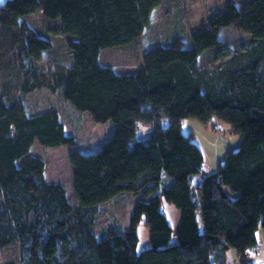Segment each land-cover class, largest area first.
<instances>
[{"label":"trees","instance_id":"1","mask_svg":"<svg viewBox=\"0 0 264 264\" xmlns=\"http://www.w3.org/2000/svg\"><path fill=\"white\" fill-rule=\"evenodd\" d=\"M160 2L11 0L0 7V249L18 245V260L9 264H228L229 249L239 264H254L249 251L259 227L264 233V0L236 9L226 26L246 36L235 46L222 44L221 28L210 22L189 41L149 38L134 69L103 63L105 48L146 36ZM37 11L59 21L69 62L50 56L45 69L35 66L52 49L26 20ZM207 51L219 59L211 68L199 64ZM45 87L93 122L115 124L97 151L70 154L73 203L30 153L34 143L74 141L60 108L24 101ZM185 118L227 123L240 146L199 176L204 157L193 134L183 132ZM125 191L148 199L135 203L129 227L97 236L99 206ZM165 203L179 211L174 232ZM140 221L149 231L142 249Z\"/></svg>","mask_w":264,"mask_h":264},{"label":"rangeland","instance_id":"2","mask_svg":"<svg viewBox=\"0 0 264 264\" xmlns=\"http://www.w3.org/2000/svg\"><path fill=\"white\" fill-rule=\"evenodd\" d=\"M245 1L248 0H161L152 12L145 37L138 38L131 45L105 48L100 54V59L119 71L134 69L141 63L144 44L149 41V38L165 44L173 42L176 38L189 41L191 32L208 31L206 24L210 22L214 23L211 24L212 26L216 25L221 28L218 36L222 44L235 46L246 34L226 25L233 18L238 6ZM26 20L38 35L47 38L52 43L50 53H42L34 59L35 66L45 69L50 56L62 62L71 60L70 52L65 45L66 37L57 26L58 20L47 19L40 11L27 15ZM218 61L219 59L209 51L199 58L201 67L211 68ZM1 79L2 77L0 81ZM24 101L29 107L40 106L41 109L38 110L53 106L62 111L61 120L65 124V132L74 137L73 143L58 146L34 143L30 153L39 155L44 160L47 180L62 182L69 201L73 203L76 198L70 154L74 151L81 153L97 151L101 147V142L108 139L114 132L115 124L111 121L93 122L87 112L76 110L70 101L64 99L61 91L53 92L46 87L36 89L32 94H26ZM182 127L184 133L193 134L195 142L203 153V170L199 176L214 171L218 163L225 159L226 153L230 149H238L241 143V136L233 133L227 123L217 119H212L205 125L194 118H185L182 121ZM147 199L148 197L143 192L125 191L102 203L99 206L100 212L94 220L96 235L102 236L113 225L129 227L130 213L135 203ZM163 207L174 232L179 223V211L171 203H165ZM137 234L138 246L142 249L149 241L148 227L142 221L137 225ZM256 235L258 244L254 250L249 251V258L254 264H264V233L261 227ZM226 258L228 264H239V259L233 249L226 252ZM17 260V243L0 249V264L15 263Z\"/></svg>","mask_w":264,"mask_h":264},{"label":"water","instance_id":"3","mask_svg":"<svg viewBox=\"0 0 264 264\" xmlns=\"http://www.w3.org/2000/svg\"><path fill=\"white\" fill-rule=\"evenodd\" d=\"M11 0H0V7H4L7 2Z\"/></svg>","mask_w":264,"mask_h":264}]
</instances>
